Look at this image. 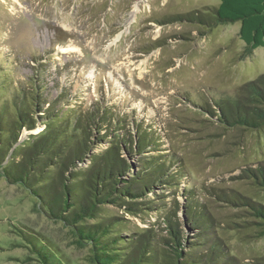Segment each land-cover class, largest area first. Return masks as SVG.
I'll return each instance as SVG.
<instances>
[{
    "label": "rangeland",
    "instance_id": "1",
    "mask_svg": "<svg viewBox=\"0 0 264 264\" xmlns=\"http://www.w3.org/2000/svg\"><path fill=\"white\" fill-rule=\"evenodd\" d=\"M219 3L0 0V68L28 85L37 75L50 97L66 89L71 107L102 98L152 124L163 153L177 155L187 171L182 188L199 189L241 264H264V237L244 236L233 223L235 211L207 192L232 188L264 201V191L237 178L245 165L264 159V130L224 129L198 106L235 96L264 73V47L249 52L239 22L210 25L180 18L199 11L213 21L209 8ZM112 212L123 215L116 208ZM160 214L144 215L146 222L126 214L128 234L157 225ZM21 229L50 238L73 264L85 262L89 253L69 228L39 210L22 185L9 184L0 174V264H38L28 259L33 254Z\"/></svg>",
    "mask_w": 264,
    "mask_h": 264
},
{
    "label": "trees",
    "instance_id": "2",
    "mask_svg": "<svg viewBox=\"0 0 264 264\" xmlns=\"http://www.w3.org/2000/svg\"><path fill=\"white\" fill-rule=\"evenodd\" d=\"M209 10L213 21L199 11L180 18L239 22L248 51L264 47V0H220ZM14 76L0 68V174L22 185L42 213L88 248L80 264H241L199 189L182 188L187 171L177 155L163 153L152 124L102 98L71 107L66 89L50 97L37 75L29 85ZM198 106L224 129L264 130V73L235 96ZM24 131L30 133L21 138ZM237 178L264 191V159L245 165ZM207 192L235 211L233 223L244 236L264 237V201L232 188ZM154 212H161L157 225L128 234L126 214L146 222L143 216ZM20 232L33 254L29 260L73 264L50 238Z\"/></svg>",
    "mask_w": 264,
    "mask_h": 264
}]
</instances>
